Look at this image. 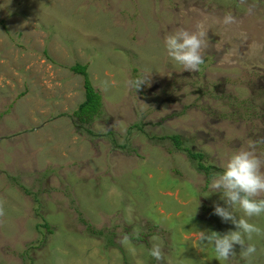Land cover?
<instances>
[{"label":"rangeland","instance_id":"374dc122","mask_svg":"<svg viewBox=\"0 0 264 264\" xmlns=\"http://www.w3.org/2000/svg\"><path fill=\"white\" fill-rule=\"evenodd\" d=\"M198 24L208 47L187 72L164 37ZM76 64L102 98L91 125ZM252 148L264 159V0H0V264H225L198 232L236 230L209 185ZM247 243L264 264V236Z\"/></svg>","mask_w":264,"mask_h":264},{"label":"clouds","instance_id":"9594fccd","mask_svg":"<svg viewBox=\"0 0 264 264\" xmlns=\"http://www.w3.org/2000/svg\"><path fill=\"white\" fill-rule=\"evenodd\" d=\"M225 23L230 18H225ZM207 32L202 24L196 26L195 31L178 28L174 33L164 37V47L167 56L176 64L182 66L184 71L196 72L204 63V53L208 47ZM147 77H139L128 82L135 91L147 84ZM210 193H220L225 206L214 204L213 215L221 218L222 222H231L235 231L221 234L215 231L198 232V246L211 247L215 259L219 262H230L235 256V246H240V257L247 264H251V257L257 252L251 241L253 236H264L261 229L249 221L253 217L264 215V159L252 149L236 150L222 166V171L216 172L209 185ZM242 214L239 218L236 211ZM2 214V211H0ZM127 237L124 238L127 241ZM157 240V236L151 238ZM149 255L159 261L161 249L153 244Z\"/></svg>","mask_w":264,"mask_h":264},{"label":"trees","instance_id":"16d2710c","mask_svg":"<svg viewBox=\"0 0 264 264\" xmlns=\"http://www.w3.org/2000/svg\"><path fill=\"white\" fill-rule=\"evenodd\" d=\"M88 66L76 64L71 67V71L77 75H81L84 78V90H85V101L79 106L78 110L75 112V117L79 119L83 124L91 125L95 122L96 118H99L103 113V104L101 94L93 87L92 81L88 76ZM172 140L176 147L181 148V137L174 136ZM190 157L197 161V168L206 172L212 169V167H207L202 161L203 155L198 152H193L190 149H185Z\"/></svg>","mask_w":264,"mask_h":264}]
</instances>
